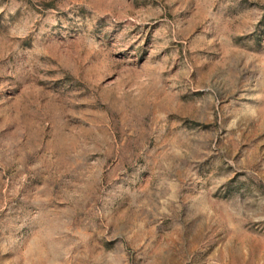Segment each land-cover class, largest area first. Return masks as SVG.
Masks as SVG:
<instances>
[{"label":"rangeland","instance_id":"1","mask_svg":"<svg viewBox=\"0 0 264 264\" xmlns=\"http://www.w3.org/2000/svg\"><path fill=\"white\" fill-rule=\"evenodd\" d=\"M0 264H264V0H0Z\"/></svg>","mask_w":264,"mask_h":264}]
</instances>
